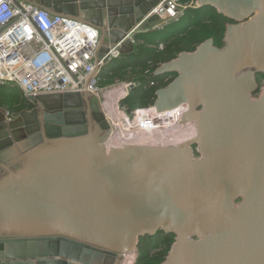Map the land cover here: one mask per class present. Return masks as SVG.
Listing matches in <instances>:
<instances>
[{
	"label": "water",
	"instance_id": "water-1",
	"mask_svg": "<svg viewBox=\"0 0 264 264\" xmlns=\"http://www.w3.org/2000/svg\"><path fill=\"white\" fill-rule=\"evenodd\" d=\"M27 1L99 28L107 65L114 49L136 57L138 29L162 20L148 16L161 0ZM206 5L233 22L223 46L209 38L154 72L178 73L157 90L158 111L189 105L182 128L155 143L108 148L111 128L90 92L28 96L14 118L0 110V231L49 230L0 235L1 264H119L158 231L175 235L162 264H264V88L252 97L264 0L197 1ZM96 124L109 132L97 136Z\"/></svg>",
	"mask_w": 264,
	"mask_h": 264
},
{
	"label": "built area",
	"instance_id": "built-area-1",
	"mask_svg": "<svg viewBox=\"0 0 264 264\" xmlns=\"http://www.w3.org/2000/svg\"><path fill=\"white\" fill-rule=\"evenodd\" d=\"M181 6L184 5L179 0H161L148 16L158 14L168 22L180 14ZM100 38L99 28L86 21L53 14L27 0H0V85L17 86L26 97L90 92L100 99L110 120L109 139L120 129L135 130L134 119L140 110L151 111L154 116L159 114L157 125L161 131L182 128L188 103L161 111L152 105L128 112L129 108L121 103L140 85L139 81L117 80L106 88L101 87L100 81L107 63L104 58L97 59ZM132 40L136 42L134 38ZM121 57L116 49L110 53L111 60ZM110 91L118 94L116 107L123 113L120 118H114L109 113ZM4 112L8 117V110ZM138 256L136 246L123 254L119 264H135Z\"/></svg>",
	"mask_w": 264,
	"mask_h": 264
},
{
	"label": "trees",
	"instance_id": "trees-1",
	"mask_svg": "<svg viewBox=\"0 0 264 264\" xmlns=\"http://www.w3.org/2000/svg\"><path fill=\"white\" fill-rule=\"evenodd\" d=\"M179 2L186 8L176 18L169 20L161 28L149 29L138 33L136 36L137 41L144 40L151 45L162 43L164 47L161 51H156L154 48L137 43L138 54L136 57L114 59L111 62L109 73L104 74V76L102 74L104 78L100 81L101 86L104 85L103 82H108L106 84L112 83L111 78L117 76L123 81L132 79L140 81V85L135 87L130 95L122 101V105L127 106L131 110L154 105L157 99V90L169 84V81L164 80L167 74L160 76L154 74V70L159 63L170 61L183 51H194L197 46L209 38H213L215 45L218 47L224 45L223 39L227 25L232 23L233 20L220 13L214 6L206 5L200 7L195 3L196 0H179ZM192 2L194 6H188ZM165 30L169 31V37L160 40ZM149 62L153 63L152 69L149 66ZM127 69L134 73V77L127 75V72H125ZM147 69H150L149 73L146 72ZM28 105L30 104L19 87L0 85V108L19 112ZM147 113V110H140L135 119L144 117ZM32 157H28L26 163L19 167L21 172L24 167L33 161ZM5 230L14 233L34 234L49 232V230L42 228L22 227H5L1 231ZM160 233L163 234L161 235ZM174 241L175 235L165 231L141 237L138 244L139 256L135 264H162L168 256Z\"/></svg>",
	"mask_w": 264,
	"mask_h": 264
},
{
	"label": "bare ground",
	"instance_id": "bare-ground-1",
	"mask_svg": "<svg viewBox=\"0 0 264 264\" xmlns=\"http://www.w3.org/2000/svg\"><path fill=\"white\" fill-rule=\"evenodd\" d=\"M158 28V27H157ZM149 30V29H148ZM147 31V30H146ZM145 32V31H143ZM110 98H111V112H113V114H115V110H117V107L115 105L116 101V97L112 92H110ZM114 105V106H113ZM122 113V112H120ZM112 114V116H113ZM117 114H119V112H117ZM123 114V113H122ZM153 114V115H152ZM152 114H150L148 117L143 118V119H134L135 122V130H129L127 129H121L119 131H117L116 133L112 134L110 136V139L108 138V142H106V146L108 148H112V147H117V146H121L124 145L128 142H139V143H155V140L157 138L158 134H163V133H167L169 131H161L158 128L157 125V118H159V114H157V116H154V113L152 112ZM142 124V125H140ZM148 126V127H145ZM148 129V130H147ZM181 128L178 129H172L170 131H178ZM147 131L150 133L148 136H144Z\"/></svg>",
	"mask_w": 264,
	"mask_h": 264
},
{
	"label": "flooded vegetation",
	"instance_id": "flooded-vegetation-1",
	"mask_svg": "<svg viewBox=\"0 0 264 264\" xmlns=\"http://www.w3.org/2000/svg\"><path fill=\"white\" fill-rule=\"evenodd\" d=\"M150 64H153V63L152 62H149V65ZM149 71H150V69H147L146 72L149 73ZM166 74L167 75L165 76L164 80L165 81H169V83L172 82L178 76V73L177 72H170V73H166ZM255 81L257 83V88L252 92V97L253 98H258V97H260L262 95V91H263V88H264V72H256L255 73ZM29 107H31V106L28 105L25 108L21 109L19 112L8 111V115H9L8 118H14V117H16L21 111H23V110H25V109H27ZM86 108L88 109V111H90L91 114L94 113L93 110H92V107H91V104L90 103L87 104ZM108 109L110 110V104L108 106ZM100 110L104 114V116H106L105 119L108 122L109 129H110V120L108 119V117L106 115V112H105V109H104V107L102 106L101 103H100ZM109 113H110V111H109ZM107 132H109V131L103 129L100 126V124H96L95 125L94 133L97 136H102V135L106 134ZM105 142H108V135L104 139V143ZM193 148H194L195 157H199L200 156V153L198 152L197 144H195L193 146ZM0 171L2 172L3 169L0 168ZM160 234L162 235L163 233H160ZM31 235H42V234H40V233H36V234H34V233H9V234H6V235L5 234L4 235H1V236L2 237H5V238H9V237H24V236H31Z\"/></svg>",
	"mask_w": 264,
	"mask_h": 264
},
{
	"label": "rangeland",
	"instance_id": "rangeland-1",
	"mask_svg": "<svg viewBox=\"0 0 264 264\" xmlns=\"http://www.w3.org/2000/svg\"><path fill=\"white\" fill-rule=\"evenodd\" d=\"M197 1L198 0H196V4H197ZM188 6H194V4H193V2L190 4V5H188ZM185 8H186V6L184 7V6H181V8H180V11L181 12H183V10H185ZM180 12V13H181ZM159 23V26L158 27H163L164 26V24H166L167 22L166 21H163V20H161L160 22H158ZM148 29H153V28H148ZM145 30H147V29H145ZM165 33L164 34H162V36H161V38L162 39H160V40H163V39H166L167 37H169V31H167V30H165L164 31ZM136 42L137 43H142V44H144L143 46H148V47H150V48H154L156 51H161L162 49H163V47H164V45L162 44V43H155V44H153V45H151V44H149V43H147L146 41H144V40H140V41H137L136 40ZM161 45H162V47H161ZM162 65V63H159L158 64V66L156 67V69L154 70V72H156V70L160 67ZM150 66V68L152 69V67H153V64H150L149 65ZM155 66V65H154ZM110 67H111V63L110 64H108L107 66H105V68L103 69V76H104V74H108L109 73V71H110ZM125 72H127V75L129 74L130 76H132V77H134V73H132L131 72V70L129 71L128 69L125 71ZM101 77V78H104V77ZM112 79V83L114 84L117 80H119V81H121L120 80V78L117 76V77H114V78H111ZM132 80H134V81H139V80H136V79H132ZM140 82V81H139ZM106 83H108V82H106ZM105 82H103V86H101L102 88H106L108 85H111V83L110 84H106ZM118 91L120 92V88L118 89ZM110 92H112V91H110ZM114 93V95H115V99H116V101H114L115 102V105H116V103H117V99H118V94L116 93V92H113ZM110 106H111V104H110ZM114 106V105H113ZM117 112H119V114H117ZM121 111H119L118 109L117 110H115V114H113V112H111V108H110V113L111 114H113V117L114 118H120V116H122L123 114L122 113H120ZM150 114H152V112L151 111H148V113L146 114V115H144V117H140L139 119H143V118H146V117H148ZM153 115V114H152ZM140 125H142V124H140ZM145 127H148V126H146L145 125ZM136 128V127H135ZM134 128V129H135ZM123 129H125V128H123ZM127 129V128H126ZM121 130V129H120ZM129 130H133V129H129ZM148 130V129H147ZM151 133V132H150ZM148 131H147V133L144 135V136H148L149 134H150ZM111 135V134H110ZM9 233H14V232H8V231H0V235H6V234H9Z\"/></svg>",
	"mask_w": 264,
	"mask_h": 264
},
{
	"label": "crops",
	"instance_id": "crops-1",
	"mask_svg": "<svg viewBox=\"0 0 264 264\" xmlns=\"http://www.w3.org/2000/svg\"><path fill=\"white\" fill-rule=\"evenodd\" d=\"M156 24H158L157 26H159V23H156ZM145 28L148 30V28H152L151 26H149V25H146L145 27H143V29L145 30ZM110 111V110H109Z\"/></svg>",
	"mask_w": 264,
	"mask_h": 264
}]
</instances>
